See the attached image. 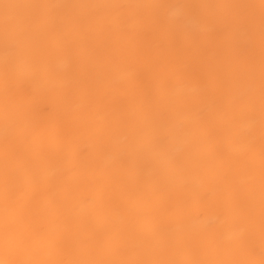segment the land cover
Here are the masks:
<instances>
[{
  "label": "bare ground",
  "instance_id": "1",
  "mask_svg": "<svg viewBox=\"0 0 264 264\" xmlns=\"http://www.w3.org/2000/svg\"><path fill=\"white\" fill-rule=\"evenodd\" d=\"M0 264H264V0H0Z\"/></svg>",
  "mask_w": 264,
  "mask_h": 264
}]
</instances>
